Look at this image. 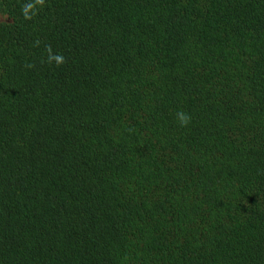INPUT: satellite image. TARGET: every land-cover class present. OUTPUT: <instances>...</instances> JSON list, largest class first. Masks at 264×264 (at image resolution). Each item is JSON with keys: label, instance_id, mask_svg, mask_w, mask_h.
Listing matches in <instances>:
<instances>
[{"label": "trees", "instance_id": "1", "mask_svg": "<svg viewBox=\"0 0 264 264\" xmlns=\"http://www.w3.org/2000/svg\"><path fill=\"white\" fill-rule=\"evenodd\" d=\"M0 264H264V0H0Z\"/></svg>", "mask_w": 264, "mask_h": 264}, {"label": "clouds", "instance_id": "2", "mask_svg": "<svg viewBox=\"0 0 264 264\" xmlns=\"http://www.w3.org/2000/svg\"><path fill=\"white\" fill-rule=\"evenodd\" d=\"M38 2L42 3V0H38ZM58 62H63V58L59 57ZM177 118L181 126H186L190 122V116H188L186 113L183 112H178L177 113Z\"/></svg>", "mask_w": 264, "mask_h": 264}]
</instances>
